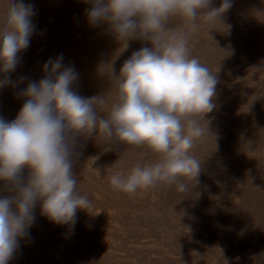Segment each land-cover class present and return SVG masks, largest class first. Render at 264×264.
I'll return each instance as SVG.
<instances>
[{"label":"rangeland","instance_id":"374dc122","mask_svg":"<svg viewBox=\"0 0 264 264\" xmlns=\"http://www.w3.org/2000/svg\"><path fill=\"white\" fill-rule=\"evenodd\" d=\"M24 2L35 7L36 30L7 74L15 86L0 88V116L16 117L27 99L19 93L43 78L44 62L60 53L79 73L73 89L104 96L106 113L116 102L124 61L150 43H122L106 25L90 26L84 13L91 5L83 0ZM220 4L212 0L210 8ZM196 24L190 56L218 78L216 108L201 119L205 134L190 153L201 163L198 177H182L183 192L163 184L134 195L114 191L111 174L154 163L158 154L147 146L104 144L98 133L79 137L84 147L73 172L93 202L91 213L78 210L73 231L41 215L37 202L30 238L20 240L9 264H264V0H232L221 21L200 17Z\"/></svg>","mask_w":264,"mask_h":264},{"label":"clouds","instance_id":"9594fccd","mask_svg":"<svg viewBox=\"0 0 264 264\" xmlns=\"http://www.w3.org/2000/svg\"><path fill=\"white\" fill-rule=\"evenodd\" d=\"M83 2L91 5L84 13L90 26L106 25V32L122 43L136 39L151 46L124 61L116 76V102L106 113L104 96L84 97L73 89L79 73L60 53L44 62L43 78L29 81L19 93L27 99L16 117L0 116V193H9L0 194V264H9L20 240L30 238L37 202L41 215L73 231L77 211L91 213L93 202L73 172L78 149L84 147L79 137L98 133L95 138L102 136L104 144L147 146L158 154L154 163L137 162L111 174L109 183L117 192L134 195L157 184L176 185L183 192L188 186L180 179H196L201 170L190 153L205 134L201 119L216 108L218 78L190 56L189 35L200 17L221 21L232 0H221L218 8H210L212 0ZM35 14L34 5L24 0H0V88L15 86L7 74L20 63L18 53L30 46Z\"/></svg>","mask_w":264,"mask_h":264}]
</instances>
